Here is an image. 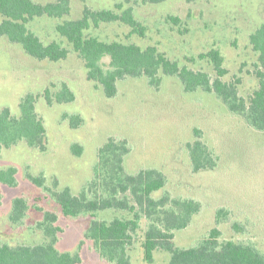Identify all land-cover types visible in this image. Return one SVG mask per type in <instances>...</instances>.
Masks as SVG:
<instances>
[{
	"label": "rangeland",
	"instance_id": "374dc122",
	"mask_svg": "<svg viewBox=\"0 0 264 264\" xmlns=\"http://www.w3.org/2000/svg\"><path fill=\"white\" fill-rule=\"evenodd\" d=\"M34 1L46 4L58 0ZM70 6V14L63 18L42 16L28 24L46 44L63 41L70 49L66 59L40 60L20 44L0 37V108L9 107L20 114L22 98L28 93L40 94L36 110L47 134L45 150L22 141L0 154V169L17 168L19 182L16 187L1 188L0 240L10 245L44 242L46 236L37 228L44 211L33 208L41 204L59 216V250L80 251L79 264H112L85 237L93 217L64 216L49 193L57 180L58 190L68 187L78 195L93 178L99 148L114 136L126 139L130 145L124 161L128 173L155 168L168 177L167 185L155 192V197L168 191L174 197L201 202L202 208L190 225L176 231V246H195L218 227L221 239L251 242L264 251V132L230 112L215 93L201 89L186 92L177 76L162 74L159 87L150 85L145 76L129 77L118 82L117 95L107 97L101 85L88 79L85 62L56 30L64 20L82 17L85 7L119 13L132 8L145 28L144 35L133 32L123 22L92 25L86 35L107 42L136 43L143 49L154 45L181 65L211 74H215L212 66L200 55L218 49L229 71L225 80L239 77L240 94L249 98L259 86L254 73L258 53L251 46L250 36L264 23V0H70ZM63 83L75 93V100L48 104L42 93L47 88L57 92ZM65 114L80 115L82 124L73 127ZM197 131L214 151L218 163L214 168L193 172L187 144L198 138ZM75 144L81 145V151L73 150ZM41 174L46 177L44 187L30 180V176ZM17 197H25L32 206L20 226L10 221ZM220 208L227 209L230 216L217 224ZM119 214L101 211L97 218L123 216ZM234 223L244 230H236ZM145 227L142 220L130 248L132 264H168L171 254L164 250L155 251L153 262L145 260Z\"/></svg>",
	"mask_w": 264,
	"mask_h": 264
},
{
	"label": "trees",
	"instance_id": "16d2710c",
	"mask_svg": "<svg viewBox=\"0 0 264 264\" xmlns=\"http://www.w3.org/2000/svg\"><path fill=\"white\" fill-rule=\"evenodd\" d=\"M148 3H160L166 0H144ZM189 2L195 0H188ZM71 12L70 0H58L51 3H38L34 0H0V37L20 44L31 56L43 60L59 61L66 59L70 49L56 40L44 43L30 30L28 24L37 17L48 16L63 18ZM177 21V19H174ZM101 22H123L132 27L133 32L144 35V26L136 20L132 8L117 12L113 9L94 10L85 7L82 17L64 20L56 27L57 32L73 50L83 59L89 80L101 85L107 97L118 93V82L129 77H147L150 85L159 87L163 75L177 76L186 92L199 89L215 93L228 107L230 112L244 118L253 129L264 132V23L250 36L253 50L258 53L255 75L259 86L246 98L240 94L239 77L225 80L229 71L224 65V56L218 49L202 53L201 59L209 61L215 74L203 69H192L169 58L156 46L143 49L136 43L119 41L107 42L96 36H88L85 31ZM42 95L52 105L72 102L75 93L63 83L57 92L47 88ZM40 94L28 93L20 102V114H14L9 107L0 108V154L22 141L29 146L45 150L46 127L44 120L36 110ZM73 127L82 124L80 115H64ZM198 132V131H197ZM198 138L187 144L192 170L198 172L217 166L218 159L214 151ZM82 147L73 145L78 152ZM77 149V150H76ZM130 152V145L124 138L110 137L98 150V161L94 166L93 178L89 180L78 195L66 187L58 190L59 182L54 181V189L49 197L60 207L66 217H93L85 234L94 244V249L106 261L112 264H132L130 248L135 235L145 220L144 257L153 262L155 251L164 250L171 254L168 264H264V251L251 242L221 239L222 232L216 227L197 245L180 248L175 244L176 231L187 228L202 204L194 198L174 197L165 191L160 197L155 192L162 190L168 183V177L155 168L142 169L131 174L126 171L124 161ZM81 153V152H79ZM30 180L44 187L46 177L30 176ZM17 168L0 169V200L2 186H18ZM49 190V189H48ZM32 206L25 197L13 200L10 221L20 226L25 223ZM33 208L44 211L43 219L37 222V228L43 231L46 240L35 245H10L0 240V264H79L82 262L80 251L75 253L57 248L59 216L46 210L41 204ZM101 211H117L123 216H114L110 220L99 219ZM230 212L220 208L217 212V224L226 221ZM236 230H244L234 223ZM84 241L81 242V246Z\"/></svg>",
	"mask_w": 264,
	"mask_h": 264
}]
</instances>
